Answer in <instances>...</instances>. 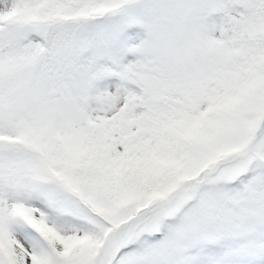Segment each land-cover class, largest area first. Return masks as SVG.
Here are the masks:
<instances>
[{
  "label": "snow or ice",
  "instance_id": "6c2138e0",
  "mask_svg": "<svg viewBox=\"0 0 264 264\" xmlns=\"http://www.w3.org/2000/svg\"><path fill=\"white\" fill-rule=\"evenodd\" d=\"M0 264H264V0H0Z\"/></svg>",
  "mask_w": 264,
  "mask_h": 264
}]
</instances>
